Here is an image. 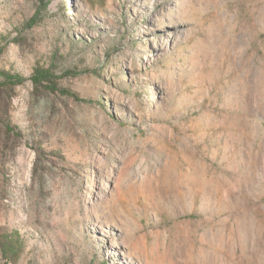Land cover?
<instances>
[{"label": "rangeland", "instance_id": "obj_1", "mask_svg": "<svg viewBox=\"0 0 264 264\" xmlns=\"http://www.w3.org/2000/svg\"><path fill=\"white\" fill-rule=\"evenodd\" d=\"M0 51V264H264V0H0Z\"/></svg>", "mask_w": 264, "mask_h": 264}, {"label": "trees", "instance_id": "obj_2", "mask_svg": "<svg viewBox=\"0 0 264 264\" xmlns=\"http://www.w3.org/2000/svg\"><path fill=\"white\" fill-rule=\"evenodd\" d=\"M40 14H41V11L39 10L34 16H32L28 20L27 24L29 27H33L40 22V20H41V18L39 16ZM0 53H1V51H0ZM71 75H74V71H72V70H67L62 75H58L53 70V68L36 67L28 79H30L36 87H44V88H46L52 92L61 91V92H65L67 94H70V92L68 90L61 89L59 87L57 81H58V78H61L63 76H71ZM26 80H27V78L24 75H22L21 73H17V72L13 73V72L7 71V70H0V84H2V85H9V84L10 85H18V84H22ZM4 123H5V126L7 127V130L9 132H15V131H17V133L21 132L17 127L12 125L10 122L4 121Z\"/></svg>", "mask_w": 264, "mask_h": 264}, {"label": "bare ground", "instance_id": "obj_3", "mask_svg": "<svg viewBox=\"0 0 264 264\" xmlns=\"http://www.w3.org/2000/svg\"><path fill=\"white\" fill-rule=\"evenodd\" d=\"M210 240H211L210 233L209 232L205 233L204 238H203V245H206L207 242H209L210 244H213ZM184 242L185 244L183 248V253H184V256L188 259V261H180V264H191L193 263V260H192L193 257L191 256L192 247H190L188 240H185ZM215 248L216 250L223 251V252L224 250H226L225 246H220V245L216 246ZM202 251H204V248L202 249ZM227 251L229 252L230 257L233 259V261L236 262L238 252L236 250L235 244H232L231 246H229L227 248ZM241 258L246 259L247 257H245V254H244V255H241ZM201 261L204 262V264H207V262H210L212 264H225L222 255H219V253H217L215 250L207 251L205 256L201 257Z\"/></svg>", "mask_w": 264, "mask_h": 264}]
</instances>
